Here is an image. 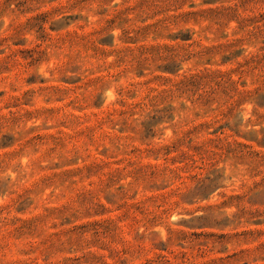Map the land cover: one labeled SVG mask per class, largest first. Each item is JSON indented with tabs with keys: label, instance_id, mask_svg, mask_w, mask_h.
Segmentation results:
<instances>
[{
	"label": "rangeland",
	"instance_id": "obj_1",
	"mask_svg": "<svg viewBox=\"0 0 264 264\" xmlns=\"http://www.w3.org/2000/svg\"><path fill=\"white\" fill-rule=\"evenodd\" d=\"M0 264H264V0H0Z\"/></svg>",
	"mask_w": 264,
	"mask_h": 264
}]
</instances>
